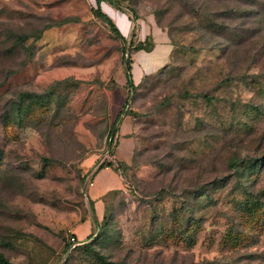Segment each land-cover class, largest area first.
Listing matches in <instances>:
<instances>
[{
    "label": "rangeland",
    "instance_id": "374dc122",
    "mask_svg": "<svg viewBox=\"0 0 264 264\" xmlns=\"http://www.w3.org/2000/svg\"><path fill=\"white\" fill-rule=\"evenodd\" d=\"M96 6L0 0V255L264 264V0H105L126 42ZM152 27L174 51L132 90L130 42ZM26 93L49 105L8 123ZM125 118L133 161L97 197Z\"/></svg>",
    "mask_w": 264,
    "mask_h": 264
},
{
    "label": "crops",
    "instance_id": "0c3cea01",
    "mask_svg": "<svg viewBox=\"0 0 264 264\" xmlns=\"http://www.w3.org/2000/svg\"><path fill=\"white\" fill-rule=\"evenodd\" d=\"M147 37L152 38L153 43L155 44V48L151 52L139 51L135 53L134 63L132 64V78L135 85L141 83L144 77L153 75L164 68L170 61L174 51V46L169 35L163 32L160 28L152 27L151 31L146 33V35L139 36L138 41L135 43L142 42ZM134 72H137V80H135L134 78ZM130 130V122L125 118L122 121L120 130H117V134L115 136L116 138H118V143L117 147L114 149L113 155L110 156L111 161L115 163H125L127 165H131L133 161L135 141L133 138L129 137ZM124 147L126 148V153L124 154V156H121L120 149ZM101 172L107 173V178L109 179V182L103 185L99 184L100 181L98 179V176ZM101 172L98 174L96 178V184L94 185L96 187L95 192L97 197L109 192V190L113 186H116V188H120L122 184L119 180L118 174L113 172L112 169L106 168Z\"/></svg>",
    "mask_w": 264,
    "mask_h": 264
},
{
    "label": "trees",
    "instance_id": "16d2710c",
    "mask_svg": "<svg viewBox=\"0 0 264 264\" xmlns=\"http://www.w3.org/2000/svg\"><path fill=\"white\" fill-rule=\"evenodd\" d=\"M103 2H105V0H96L97 6L95 8H93V13L96 14L99 18H101L110 27L112 32L114 34H116L117 37L122 42H126V38L123 36V34L119 30V28L116 26L115 22L112 20V18L108 14L103 12V10H102V3ZM111 2H113L112 4L115 3L114 1H111ZM58 26H61V23L58 24ZM130 47L132 49V52H134V53L139 52V51L151 52L155 48V44L153 43V40L151 37H147L142 42L135 43L134 41H132L130 43ZM132 64H133L132 63V57L129 56V60L126 62L127 85L132 90H136L137 85L134 84L133 78H132ZM145 78H143V79H145ZM143 79H142V81H143ZM49 98H50V96H48V95L47 96H34L31 94H27V93L23 94V96L21 98V104L19 106H17V104L12 106V109L8 115V118H7L8 123H13L14 113L17 117L21 118L23 115L26 116L29 112H31L33 110V108L36 107L37 105L43 106V107L48 106L49 105V103H48ZM121 116H122V114L118 115V117L116 118L115 126L121 121ZM115 126H114V130L112 132V135H111V143H110V148H109L110 156L113 155L114 149L117 147V144L113 145V141H112V139L115 138V136L117 134V130H118L115 128ZM257 164H261V163H257ZM106 168L112 169L116 173H120L122 175L123 174L125 175L127 173V171L129 170L130 165H127L125 163H115V162L110 161L108 159L100 165V167L98 168V172H101L102 170H104ZM125 183H127L126 180H125ZM129 186H130V184H129ZM95 222H96V217H95ZM0 264H9L8 261L2 255H0Z\"/></svg>",
    "mask_w": 264,
    "mask_h": 264
},
{
    "label": "built area",
    "instance_id": "2783aa9c",
    "mask_svg": "<svg viewBox=\"0 0 264 264\" xmlns=\"http://www.w3.org/2000/svg\"><path fill=\"white\" fill-rule=\"evenodd\" d=\"M126 188H129V190H130L129 184H126ZM126 191H128V189H126Z\"/></svg>",
    "mask_w": 264,
    "mask_h": 264
}]
</instances>
